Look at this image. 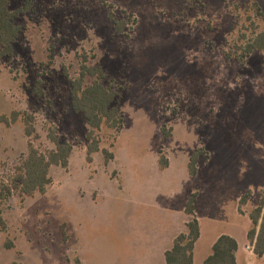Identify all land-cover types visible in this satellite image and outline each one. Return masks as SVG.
Listing matches in <instances>:
<instances>
[{"label":"rangeland","instance_id":"1","mask_svg":"<svg viewBox=\"0 0 264 264\" xmlns=\"http://www.w3.org/2000/svg\"><path fill=\"white\" fill-rule=\"evenodd\" d=\"M9 1L13 12L26 2ZM251 1L264 13V0ZM30 2L15 21L13 57L0 61V118L32 115L36 137L27 139L21 116L0 122V183L20 166L29 140L46 153L55 148L53 132L73 150L66 170L51 168L45 195L0 202V264H165L161 230L177 227L194 192L208 233L195 254L202 264L206 241L240 220L235 211L258 206L264 192V52L241 64L233 54L240 34H250L248 0ZM82 53L119 93L122 129L98 132L100 150L114 157L108 165L101 151L87 163L89 127L71 107ZM200 149L193 179L187 164ZM144 211L159 217L158 228ZM241 223L230 225L243 246Z\"/></svg>","mask_w":264,"mask_h":264},{"label":"trees","instance_id":"2","mask_svg":"<svg viewBox=\"0 0 264 264\" xmlns=\"http://www.w3.org/2000/svg\"><path fill=\"white\" fill-rule=\"evenodd\" d=\"M31 0H26L24 8L11 11L9 0H0V61L4 58L13 57V45L16 43L20 27L15 24L21 14L28 13L31 9ZM249 7L247 21L250 26V34H240L238 41L233 45L234 60L241 64L252 54L264 52V13L254 1L248 0ZM113 15L110 14V19ZM112 20V19H111ZM260 21L263 30L258 32ZM118 33H124V23H115ZM244 30H247L244 28ZM229 58V57H228ZM93 59V58H92ZM92 59L86 53L80 55V64L77 75L70 81L71 107L75 114L82 115L89 131L87 140V163L92 164V156L101 153L104 156V164L108 165L113 160V155L106 149L100 150L98 132L104 127L119 133L123 127L122 111L118 106L119 93L113 82H107V76L103 69L92 63ZM94 60V59H93ZM67 76V75H66ZM39 84V83H38ZM39 85H37L38 88ZM39 96L42 93L37 91ZM21 116L24 125V134L27 139L35 138L34 117L32 115L14 112L11 118L1 117L0 122L10 125L18 121ZM169 138V134H164ZM51 142L55 145L53 150L46 153L40 152L32 143L27 142V155L20 166L0 183V202L5 201L14 193L22 196H33L35 194L45 195L47 188L51 185L50 170L52 167L67 169L72 154V146L68 143L60 144L54 133L49 135ZM202 149L193 152L187 164V172L191 178L197 176L198 161L204 157ZM169 166L168 159L161 151L159 153L158 167L161 171ZM198 193L190 195L184 207V213L189 218L185 224V231L173 240L172 246L164 253L165 264H193L195 244L200 238V224L195 216V205ZM249 199L247 193L239 205L242 206ZM240 211V210H239ZM1 213V212H0ZM251 228L247 232V240L256 258L264 256V192L260 204L249 213ZM2 224V218L0 217ZM238 244L230 236L221 235L213 244L211 254L202 264H236V252Z\"/></svg>","mask_w":264,"mask_h":264},{"label":"crops","instance_id":"3","mask_svg":"<svg viewBox=\"0 0 264 264\" xmlns=\"http://www.w3.org/2000/svg\"><path fill=\"white\" fill-rule=\"evenodd\" d=\"M199 196L197 198V203L195 205V216H196V218H197V220L199 221V224H200V238L197 241V243L195 244L193 264L195 263V254H196V251H197L198 244H200L202 241H205L206 240L205 237H206V235H208V233H205L204 234V232H203L201 218H200V215L198 213V207H199V202H200V197ZM240 198H241V195H239L237 198H235V204L236 205H237V202L239 201ZM236 205H235V207H236ZM256 207L257 206H254V207L250 208V210H248V213L252 209H254ZM235 212L237 214V217L240 220H242V219L244 220V223H241V225H240L241 227L240 228H241V231H243L244 237L246 238L245 239L246 240V243L243 246H241L239 244L237 238H236V234H235L234 230L237 229L238 226H235V225H239L238 223H240V220L238 221L236 219L235 223L229 222L230 224H235V225L228 224V228L226 230H224V232H219L212 239L206 241V242H208V245H209V247H208V250L210 251L209 255L211 254V249H212V246L215 243V241L221 235H227V236H230L233 239H235V241L238 244V249H237V252H236V255H235L236 256V264H253L254 262H256V263L258 262L257 264H263V262H264V256L262 258H256L253 255V253H252V249L249 247V243H248V240H247V232L251 228V221H250V219L248 217V213L245 212V215L242 216V215H239L237 213V211H235ZM144 213H145L144 216H146V218L149 219L146 223H149V225L152 226V227L158 228V226L160 224V221H161V220H159V217L157 215L154 217V215L152 213H148L147 211H144ZM188 219L189 218L184 213V217H180L179 219L174 220V222L177 225L176 228L172 229L173 225L171 224L169 227H165V228H163L161 230L162 244H161L160 252L162 254L167 251V248L170 245H172L171 243H173V240L175 239V237L177 235H179L180 233H182L183 231H185V224L187 223ZM231 226L234 228V230L231 228ZM144 238H145V235H144ZM144 238H142L141 240L139 239L142 242V245H143V242H144ZM147 242H148V240H147ZM139 249H141V248H139ZM244 249L245 250L247 249V253L246 254L244 253ZM136 250L137 249L135 248V251ZM204 260H203V262H204ZM164 262H165V260H164Z\"/></svg>","mask_w":264,"mask_h":264}]
</instances>
